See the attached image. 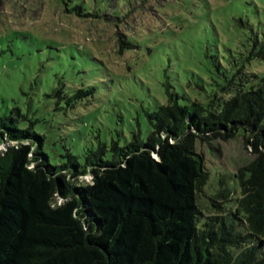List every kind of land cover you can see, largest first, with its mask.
I'll return each mask as SVG.
<instances>
[{"label":"trees","instance_id":"1","mask_svg":"<svg viewBox=\"0 0 264 264\" xmlns=\"http://www.w3.org/2000/svg\"><path fill=\"white\" fill-rule=\"evenodd\" d=\"M139 2L153 0H132L123 15L126 1L116 4V28L132 26ZM238 25L250 36L218 64L225 84L189 104L166 86L167 102L147 113L150 137L114 142L110 160L100 146L84 163L69 152L53 164L36 122L24 125L19 107L0 116V264H264V74L250 70L264 64V24ZM127 32L120 54L135 48ZM94 91L55 94L75 108ZM240 131L254 158L213 181L199 146Z\"/></svg>","mask_w":264,"mask_h":264},{"label":"rangeland","instance_id":"2","mask_svg":"<svg viewBox=\"0 0 264 264\" xmlns=\"http://www.w3.org/2000/svg\"><path fill=\"white\" fill-rule=\"evenodd\" d=\"M121 1L0 0V116L19 107L24 125L36 122L53 164L67 162L69 152L84 163L100 146L108 147L110 160L114 142L125 147L135 134L147 140V113L167 102L166 86L181 104L204 100L226 82L218 64L247 45L250 31L238 21L264 24V0H153L139 2L132 26L122 30L113 15ZM125 1L122 15L132 0ZM77 6L102 19L79 17ZM125 31L135 48L120 54ZM254 69L264 74V64ZM61 87L67 94L95 91L72 108L55 94ZM244 138L240 131L199 146L213 181L254 158Z\"/></svg>","mask_w":264,"mask_h":264},{"label":"built area","instance_id":"3","mask_svg":"<svg viewBox=\"0 0 264 264\" xmlns=\"http://www.w3.org/2000/svg\"><path fill=\"white\" fill-rule=\"evenodd\" d=\"M0 147H2V148H0V151L5 149V146L4 147L3 146H0Z\"/></svg>","mask_w":264,"mask_h":264}]
</instances>
